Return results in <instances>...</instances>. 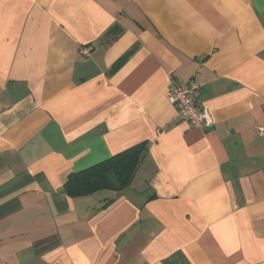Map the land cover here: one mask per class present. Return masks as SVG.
Here are the masks:
<instances>
[{
	"label": "crops",
	"instance_id": "0c3cea01",
	"mask_svg": "<svg viewBox=\"0 0 264 264\" xmlns=\"http://www.w3.org/2000/svg\"><path fill=\"white\" fill-rule=\"evenodd\" d=\"M190 80L209 127L167 98ZM257 126L264 0H0V264H264ZM141 142L126 187L67 195Z\"/></svg>",
	"mask_w": 264,
	"mask_h": 264
},
{
	"label": "trees",
	"instance_id": "16d2710c",
	"mask_svg": "<svg viewBox=\"0 0 264 264\" xmlns=\"http://www.w3.org/2000/svg\"><path fill=\"white\" fill-rule=\"evenodd\" d=\"M145 150L146 145L141 142L86 169L71 173L64 184L67 195L78 197L103 189H123L131 182Z\"/></svg>",
	"mask_w": 264,
	"mask_h": 264
},
{
	"label": "built area",
	"instance_id": "2783aa9c",
	"mask_svg": "<svg viewBox=\"0 0 264 264\" xmlns=\"http://www.w3.org/2000/svg\"><path fill=\"white\" fill-rule=\"evenodd\" d=\"M87 49L83 53H87ZM197 86L193 80L185 83L173 84L166 95L176 108L177 122H184L189 128L209 127L213 118L209 107L205 104L198 105L195 101ZM258 133L264 135V126H257ZM144 264V263H142Z\"/></svg>",
	"mask_w": 264,
	"mask_h": 264
}]
</instances>
